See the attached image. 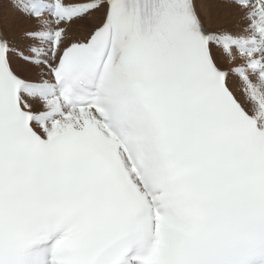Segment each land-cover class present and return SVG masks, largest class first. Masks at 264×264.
<instances>
[{"label":"snow or ice","instance_id":"1","mask_svg":"<svg viewBox=\"0 0 264 264\" xmlns=\"http://www.w3.org/2000/svg\"><path fill=\"white\" fill-rule=\"evenodd\" d=\"M224 2L0 0V264H264V0Z\"/></svg>","mask_w":264,"mask_h":264},{"label":"bare ground","instance_id":"2","mask_svg":"<svg viewBox=\"0 0 264 264\" xmlns=\"http://www.w3.org/2000/svg\"><path fill=\"white\" fill-rule=\"evenodd\" d=\"M87 1H91V0H69V2L71 3H83ZM197 7H198V11L200 12L201 19L204 22L205 29L207 31H213L215 30L214 28L216 27L215 24L210 22L209 19L210 16L214 17L217 15H223L226 13L231 14L234 12V9L227 7L225 5V2H222L221 0H198ZM102 14L103 12H96L92 16H90L94 18V19L92 18L93 20H89L90 17H88L86 19L71 23V25L68 26V34L71 36V40L72 41L77 40L75 36H73L76 33L75 26L77 24L82 25L81 37L78 40L86 39L87 37H89L90 33L101 23ZM15 23L20 25V29L13 33L6 32V35L8 36L9 39L18 38L23 29L33 28L36 25V21L24 20V19H17L15 20ZM222 67L227 68L228 64L224 63L222 64Z\"/></svg>","mask_w":264,"mask_h":264},{"label":"rangeland","instance_id":"3","mask_svg":"<svg viewBox=\"0 0 264 264\" xmlns=\"http://www.w3.org/2000/svg\"><path fill=\"white\" fill-rule=\"evenodd\" d=\"M102 18H103V14H102V16H101ZM93 17H90V19L89 20H93L92 19ZM102 20V19H101ZM100 20V21H101ZM81 24H77L76 26H75V30H76V33L73 35V36H75V38L78 40L80 37H81V31H82V28H81ZM90 28H91V26H90ZM216 28V27H215ZM214 28V29H215Z\"/></svg>","mask_w":264,"mask_h":264}]
</instances>
